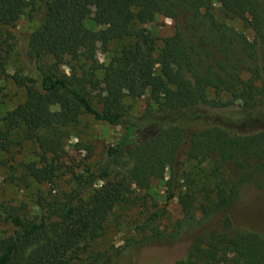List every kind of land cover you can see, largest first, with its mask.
Returning a JSON list of instances; mask_svg holds the SVG:
<instances>
[{"label":"trees","instance_id":"obj_1","mask_svg":"<svg viewBox=\"0 0 264 264\" xmlns=\"http://www.w3.org/2000/svg\"><path fill=\"white\" fill-rule=\"evenodd\" d=\"M41 4V27L22 41L40 77L13 75L14 83L26 89V99L0 115V151L34 141L42 164H24L23 174L53 184L63 168L67 129L78 126L82 116L126 126L96 173L75 176L76 187L61 200L47 203L39 197L44 215L4 218L17 230L0 239V264H71L79 244L98 239L117 207L135 204L132 194L150 190L167 171V199H173L182 157L210 165L214 200L198 210L202 222L219 217V223L172 264H264V237L235 230L228 215L243 187L256 184L264 190V0H0V27H14L25 9ZM215 5L224 19L243 22L253 33L252 42L217 21ZM91 10L94 30L85 26ZM156 16L175 24L159 52L151 33L134 28L135 23H153ZM124 39L132 43L102 65L98 48L107 54L110 43ZM12 50L7 39L0 41V78ZM46 57L51 65L40 64ZM66 58L80 67L70 65L65 74ZM99 89L100 110L91 93ZM209 90L232 99H209ZM126 98H146L144 111L129 116ZM96 182L102 183L98 189ZM178 200L192 225L193 196L185 192ZM161 213L150 215L148 226ZM110 260L100 254L89 264Z\"/></svg>","mask_w":264,"mask_h":264},{"label":"rangeland","instance_id":"obj_2","mask_svg":"<svg viewBox=\"0 0 264 264\" xmlns=\"http://www.w3.org/2000/svg\"><path fill=\"white\" fill-rule=\"evenodd\" d=\"M28 1V0H26ZM91 10L85 26L97 29L92 25ZM216 20L224 22L238 32L244 34L249 42L253 40L251 30L244 27L240 20H227L222 17L219 6L215 5ZM45 18V8L41 4L35 10L25 9L24 14L14 27H0V41L7 39L13 46L12 53L6 61V74L0 78V115L16 108L26 99V89L14 83L15 74L29 75L39 79L40 72L23 46V38L39 29ZM135 29H145L156 39V50L163 46V40L175 33L174 21L156 16L151 24L135 23ZM132 43L130 39L115 41L109 44L108 53L104 54L100 48L97 57L102 65H107L109 58L118 52L122 46ZM156 52V53H157ZM52 58L41 60V65H51ZM77 65L70 58L65 59L61 71L70 73L69 66ZM102 78V72H98ZM245 77V76H244ZM93 103L100 110L98 100L103 89L93 90ZM209 99L227 102L232 96L226 93L216 94L208 91ZM146 98L136 100L126 98L124 105L129 116H139L146 107ZM126 123L109 125L99 122L93 117L84 115L80 124L67 129L68 137L63 141L60 162L62 170L58 173L53 184H39L24 176L22 166L35 163L40 166L41 151L34 141H24L20 146H13L8 152L0 151V239L13 236L17 228L4 220L8 215L35 216L44 215L45 211L38 205L39 197L46 202L61 200L64 194L76 187L75 176L96 173L106 161V151L116 144L124 133ZM51 158L48 157V161ZM182 166L180 176L173 185L175 197L167 199L170 189L166 187L169 171L163 181H154L148 191H136L132 197L136 199L131 206H119L108 217L101 236L94 241L81 242L77 251V258L71 264H89L93 257L105 255L110 258L109 264H172L184 259L193 241L203 233L216 229L219 217L208 221H201L202 215L198 210L200 205L209 206L214 200L213 189L215 182L208 178L210 165L199 164L195 161L180 159ZM102 185L96 182L94 189ZM189 192L193 196L195 207V223L187 225L185 214L179 204V195ZM159 211L163 214L148 226L150 215ZM233 226L237 231H252L264 237V190L256 184H250L241 189L235 205L228 211ZM144 228V229H142ZM178 234V236L176 235ZM121 253L120 256H116Z\"/></svg>","mask_w":264,"mask_h":264}]
</instances>
